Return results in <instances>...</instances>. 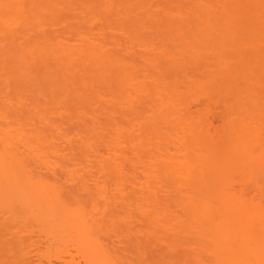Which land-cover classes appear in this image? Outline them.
Listing matches in <instances>:
<instances>
[{
	"label": "rangeland",
	"instance_id": "374dc122",
	"mask_svg": "<svg viewBox=\"0 0 264 264\" xmlns=\"http://www.w3.org/2000/svg\"><path fill=\"white\" fill-rule=\"evenodd\" d=\"M206 113L236 150L213 218ZM13 221L79 264L264 252V0H0V226Z\"/></svg>",
	"mask_w": 264,
	"mask_h": 264
},
{
	"label": "bare ground",
	"instance_id": "6f19581e",
	"mask_svg": "<svg viewBox=\"0 0 264 264\" xmlns=\"http://www.w3.org/2000/svg\"><path fill=\"white\" fill-rule=\"evenodd\" d=\"M214 118L215 117L213 115L209 116V114H207V113L204 114V120H201V123H203V126L207 125V127H203L201 125L202 130H200L201 129V127H200V129H199L200 131H198V132H202V134L198 135L197 137L199 139H205V141H202L204 143V144L203 143L202 144L204 145L203 147H205V149L202 148V144L200 143L201 141L199 142V139H198V142H197V145L198 144L199 145L198 146L196 145V149L198 151H200V153H201V149H204V151L205 150L208 151L211 147H213L214 145H217V143H218L217 146L220 147L219 148L217 146H214L216 148L215 149L212 148V150H210V153H211V151H213V152L211 153V156L209 157L211 159L208 160L209 161L208 163L211 166L213 165L212 168L217 170V172L215 170H213L212 168L209 169V171L208 170H205V171L200 170L201 171L200 175H201L202 179L205 181V182L203 181L204 182L203 185H205V186H203L200 189V192H201V195H206V193H207V195L205 196L207 198H205V200H204L205 202L204 203H205L206 209H208V211L205 210L206 212H204V214L208 215L210 218H213V216L216 215L217 211L219 212L218 203L220 201L216 200V198H214L213 200H211L210 198H209L210 200L208 199V195H210L212 192L214 193L215 191L218 190V188H215V187H217L216 185H220L221 183H223V180H222L223 177L221 175H217V173L218 172L219 173L222 172V174H225L227 171L228 172L231 171L230 169H233L232 166H234V164H232V162H230V161H231V159H233L232 161L236 160V156H234L235 152H236L235 149L232 150L231 152L227 151L228 153L224 152V153H227V154H224L222 152V151H226V146L229 145L227 139H226V141H227L226 142L225 139H222V138L219 139V137H218V141H214V138L216 137V136L213 135L214 134L213 131H214V129L216 127L215 126H214L215 128L212 127V125H214L213 122H212L214 120H212V119H214ZM202 119H203V117H202ZM203 121L205 122V124H204ZM210 125H211V127H210ZM203 128H205L204 131H203ZM211 128H213L212 129L213 130L212 133L210 132ZM215 130H218V129L216 128ZM206 131H207L208 134L206 133ZM218 131L215 132V133L218 134V136H220ZM205 133L207 135H205ZM210 133H211V135H210ZM203 135L205 136L204 138H202ZM208 135H210V136H208ZM212 135H213V138H212ZM200 136H202V137L200 138ZM216 139H217V137H216ZM210 140H212L211 141L212 143H210ZM219 140H224V143L222 141L219 142ZM215 142H217V143L214 144ZM219 143H220V145H219ZM205 144H207L208 146L210 144L209 149H208V146L205 145ZM211 145H213V146H211ZM221 146H223V147H221ZM198 147H200V148H198ZM217 148H218V150H217ZM214 150L216 151V153H215ZM221 152H222V154H221ZM213 153H215V154H213ZM214 156H215V158H214ZM219 156H221L223 158V162L224 163L222 161H220V160H222V158L219 157ZM214 160H215V162H213ZM229 162H230V164H228ZM220 163L222 165H220ZM217 164H219V168H218ZM223 164H224V166H223ZM228 165H230V166H228ZM221 166H222V168H220ZM227 168H228V170H226ZM221 169H223V170H221ZM224 169H225L226 172H224ZM210 172H213V173L216 172V173L215 174H212V173L210 174ZM207 173H208V175H207ZM200 175H198V177ZM209 175H210V177H212L213 183H214V184L213 183L211 184L212 188L207 183V181L205 180V179H207L206 177H209ZM202 179H200V180H202ZM216 179H218V180L216 181ZM219 180H220V182H219ZM206 186H207L208 189L206 188ZM202 190H203L204 193H202ZM212 190H214V191H212ZM212 201H214V202H212ZM216 201H217V203H216ZM208 202H210V205L207 204ZM212 207H213V209H212ZM210 209H212V211ZM208 212L211 214V216L209 215ZM213 212L215 213L214 215L212 214ZM238 217H240V216L238 215ZM247 217H248L247 214H244V216L242 218L240 217L239 224H242L241 222H242V220L244 218L245 219L243 221H246V220L250 219L249 217L248 218ZM236 219H237V217H236ZM236 223H237V225H236V227H237L238 226V221H236ZM58 240L59 239H57L55 237L48 236L47 234L44 233V231L40 227L34 226L33 224L28 223L27 221H23V222H15V221H13L12 223H3L0 226V264H54L53 261H55L57 264H79V262L75 261V259L72 256H71L70 259H65L61 255L49 256L46 253V252L50 251L52 243H54V242H56ZM67 248H65L67 251H64V252H69ZM65 249H63V247H61V250H65ZM262 249H264V248H262ZM252 251L253 252H251V251H248V252H233V251L232 252H215L213 254H215L214 257L215 256L216 257L220 256V258H222V259L225 258L224 259V264L226 262L229 263V264H231V263L232 264H264V252H262L261 249L260 250L256 249V252H254V250H252ZM216 254H218V256ZM226 257L228 259L232 258V261H227Z\"/></svg>",
	"mask_w": 264,
	"mask_h": 264
}]
</instances>
